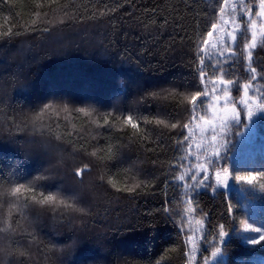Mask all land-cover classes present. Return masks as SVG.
Segmentation results:
<instances>
[{
	"label": "trees",
	"instance_id": "obj_1",
	"mask_svg": "<svg viewBox=\"0 0 264 264\" xmlns=\"http://www.w3.org/2000/svg\"><path fill=\"white\" fill-rule=\"evenodd\" d=\"M212 3L0 0V25L21 33L0 39V160L4 166L21 164L24 175L46 172L55 178L48 183L65 186L72 185L73 167L87 164L92 171L85 178L93 181L81 197L89 215L70 225L67 219L53 221L51 213L29 209L18 230L27 231L0 244L26 249L31 257L26 264H186L180 216L170 218L163 211L165 206L177 211L181 207L183 190L171 177L179 154L177 141L184 133L141 123L150 134L141 142L114 118L129 112L182 122L188 117V105H181L178 98L152 99L148 93L181 85L194 90L199 83L194 41L208 23ZM112 8L116 10L108 12ZM257 51L264 58V51ZM232 71L246 76L243 61ZM257 86L264 89V81ZM48 103L67 105L69 112L44 116L43 134L21 124ZM78 108L95 111L85 116L75 111ZM108 113L113 126H98ZM239 130L233 132L234 140ZM109 145L117 152L115 159L101 151ZM94 151L96 156L91 155ZM101 174L113 178L117 187H131L139 180L147 186L133 193L118 192L98 180ZM198 199L208 213L209 229L217 222L235 228L223 197L202 190ZM69 235L72 241L67 240ZM61 248L63 252L58 251ZM226 259L230 264L237 260L264 264V248H245L233 236Z\"/></svg>",
	"mask_w": 264,
	"mask_h": 264
},
{
	"label": "snow or ice",
	"instance_id": "obj_2",
	"mask_svg": "<svg viewBox=\"0 0 264 264\" xmlns=\"http://www.w3.org/2000/svg\"><path fill=\"white\" fill-rule=\"evenodd\" d=\"M210 7L211 13L206 14L208 23L194 41V63L199 81L197 85L192 86L194 90L181 85L179 88L172 87L162 92L148 93V97L152 99L178 98L181 105H188L185 109L188 117L182 122L179 119L169 120L160 116L149 119L146 116H134L129 112L114 118L122 122L124 127H130L133 130L132 135L141 142L150 139V134L141 127V123L154 124L158 128L169 130L179 128L184 133L177 141L180 146L178 150L184 154L178 157L177 164L173 166L176 170L171 177L183 190L181 207L177 211L165 206L163 211L170 218L180 216L178 227L187 249L184 253L186 264H230L226 257L233 236L243 245L264 248V218H251L252 223L239 220V217L232 215L237 205L232 202L231 197L234 191L245 194L249 189L264 192V165L259 168H242L237 158L230 155L235 150L232 133L241 128L251 132L256 119L264 120V89L257 86L258 82L264 81V58H260L257 51H264V0H213ZM115 10L112 8L108 12ZM108 12H100L99 15L103 16ZM35 15L38 17L40 14ZM64 15L68 16L69 12L65 11ZM32 23H36V20ZM164 23L166 24L167 20ZM0 29H3L0 30V39L21 34L19 31L14 32L12 27L4 28L0 25ZM239 61H243L246 73L243 78L232 71L235 63ZM225 65H228L227 69ZM180 88L185 90L181 91ZM233 91L238 95L234 96ZM253 106L256 108L255 112L252 110ZM75 111L91 116L95 110L78 108ZM60 112H69L68 106L48 103L39 112L26 116L21 124L24 127L30 125L34 131L40 130L43 134L46 127L42 123L43 117L50 113L59 117ZM109 116H112V113L105 114L103 125L98 126H113L110 125ZM12 123L17 129L21 127L16 124L15 118ZM236 134L244 133L237 131ZM55 139L60 140L61 137L57 135ZM101 151L107 152L108 159L116 158L117 152L111 145ZM91 155L96 156V152ZM91 171L87 164L73 167L70 173L72 185L65 186L48 183L55 178L46 172L24 175L21 164L17 163L14 167L4 166L0 160V241L27 231L18 230L21 227L20 221L27 219L26 210L29 209H38L42 214L51 213L50 218L53 221L67 219L70 225L89 215V209L83 206L81 197L93 182L85 178ZM132 179L136 180V177ZM98 180L116 188L118 192L133 193L147 186L145 181L139 180L131 187H117L113 178H106L103 174L98 176ZM164 187H168L167 182ZM202 190L224 198L225 213L230 219L239 220L243 226L242 232L232 225L226 228L225 223L219 222L212 225L211 229L207 227L208 213L200 206L198 199ZM248 199L251 200L252 197L249 195ZM67 240L72 241L73 237L69 235ZM74 244L75 241L73 246ZM58 251L63 252L64 249ZM164 255L166 256L167 252ZM30 258V253L18 244L15 247L12 244H0V264H9V261L11 264H26ZM156 264H160V261ZM232 264H244V261L237 260Z\"/></svg>",
	"mask_w": 264,
	"mask_h": 264
},
{
	"label": "rangeland",
	"instance_id": "obj_3",
	"mask_svg": "<svg viewBox=\"0 0 264 264\" xmlns=\"http://www.w3.org/2000/svg\"><path fill=\"white\" fill-rule=\"evenodd\" d=\"M226 67L227 65H225V68ZM209 74H211V70H209ZM252 110L254 112L256 111L255 106H253ZM254 119L256 118L254 117ZM262 121V119H256V124L251 132L241 128L239 132L244 134L239 135L237 140H234L232 133V144L235 150L233 153H230V155H234L237 158L239 166L242 168H259L261 165H264V128L260 127ZM196 139L197 141L199 140V135L196 136ZM193 150H195L194 145ZM183 154L184 153L179 151L178 157ZM173 165H176V163ZM249 195L252 197L251 200L248 199ZM231 197L232 202L237 205L236 209L233 211V216L239 217V220H248L249 223H252L251 218L257 220L264 218V192L252 191L249 189L248 193L245 194L240 191H234L231 193ZM241 205L244 206L241 207ZM239 220H235V229L242 232L243 226L239 223ZM193 227H195V225H193ZM243 246L245 248L259 247L251 245Z\"/></svg>",
	"mask_w": 264,
	"mask_h": 264
}]
</instances>
